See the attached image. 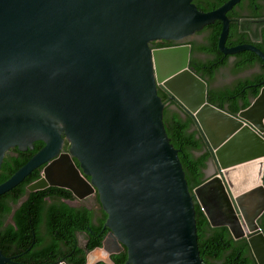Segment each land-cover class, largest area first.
I'll use <instances>...</instances> for the list:
<instances>
[{
	"label": "water",
	"instance_id": "1",
	"mask_svg": "<svg viewBox=\"0 0 264 264\" xmlns=\"http://www.w3.org/2000/svg\"><path fill=\"white\" fill-rule=\"evenodd\" d=\"M241 1L202 12L194 0H0V169L11 149L45 144L0 185V196L41 167L28 192L58 187L79 200L97 192L109 233L86 264H112L110 240L116 252L127 249L125 264H204L195 199L211 227L246 238L264 264V82L235 116L209 102L189 45H150L182 43L221 21L224 55L250 51L264 62L253 45L226 46L227 14ZM159 86L195 118L214 153L218 173L193 195ZM11 262L0 249V264Z\"/></svg>",
	"mask_w": 264,
	"mask_h": 264
},
{
	"label": "trees",
	"instance_id": "2",
	"mask_svg": "<svg viewBox=\"0 0 264 264\" xmlns=\"http://www.w3.org/2000/svg\"><path fill=\"white\" fill-rule=\"evenodd\" d=\"M229 0H212L209 6L194 4L202 12H210L223 6ZM232 22L231 14H227ZM222 22L215 21L206 26L210 30V46L201 50L211 53L216 59L209 62H193L190 67L208 83L214 78L217 70L227 64L223 62L218 41L222 31ZM240 31V32H239ZM249 29H240L231 23L230 36L237 37L233 45L249 44ZM230 40L228 46H230ZM172 41L154 42L153 48L174 46ZM261 47V46H260ZM243 53L249 64L260 62L259 58L248 51ZM239 54V53H238ZM240 55V54H239ZM219 61V62H218ZM250 65H239L235 71ZM262 74L252 79L241 81L232 90H210L208 100L214 106L237 115L247 109L252 100L260 93L252 87L249 92H243L248 86L264 81V64H261ZM158 95L165 104L164 125L171 144L179 150V158L185 172L189 190L202 185L206 179L204 170L210 160H215L214 153L209 147L195 118L189 114L177 100L163 87H158ZM177 105L180 112L171 110ZM44 142L34 143V149L20 151L11 149L6 153L0 169V185L11 178L21 167L43 147ZM69 146H67L68 148ZM77 165L79 163L76 161ZM42 167L35 170L23 183L7 194L0 196V249L11 259L10 264H86L89 252L101 248L109 230L104 231L107 214L101 209L96 211L69 202L76 197L69 190L48 187L37 192H28L29 185L41 178ZM196 210V225L200 256L204 264H257L246 238L235 240L227 227H211L198 201L194 199ZM264 232V223L259 221ZM79 234H85L87 244L83 247L78 240ZM128 252L123 247L120 253L111 256L112 264H125ZM97 264H107L98 262Z\"/></svg>",
	"mask_w": 264,
	"mask_h": 264
},
{
	"label": "flooded vegetation",
	"instance_id": "3",
	"mask_svg": "<svg viewBox=\"0 0 264 264\" xmlns=\"http://www.w3.org/2000/svg\"><path fill=\"white\" fill-rule=\"evenodd\" d=\"M211 1L212 0H197L199 5H204V6H209ZM228 14H231V16H232V18H231L232 22L230 20V26H231V23H233V24H236L240 29H242L243 27H247L249 29L248 32L250 35V42H251V43H249V45H253V46L257 47L259 50H261L264 53V0H242L230 12H228ZM210 34H211L210 30L203 28L201 31H197L194 34L188 36V38H186V40L183 41L182 43H176L174 41H172V42L175 43L174 46L179 45V44H187L191 47L190 64H192L193 62H195L196 64L198 62L206 63L209 61H214L216 59L211 53H208L206 51L201 50V48L210 46ZM229 40H230V43H229L230 46L227 45ZM236 40H237V37H233V36L231 37L230 32H229V36H228V39L226 42V46L228 48H234V47L240 46V45H233V42H235ZM163 41L165 42V40L157 41V42H163ZM150 45H151V47L154 46V42H152ZM241 45H245V44H241ZM170 47H172V46H170ZM157 48H166V47H157ZM248 52H250V51H248ZM251 53H253V52H251ZM239 54L237 53L234 55H224L222 53L223 58H221L220 61L223 62L225 59H227V64L224 67H221L219 70H217L214 78L211 80L210 83H208L205 80L206 83L208 84V92H209V89L215 90V91L232 90V89L236 88L237 86H239L241 81H245L247 79H252L256 75L262 74L263 71H262L261 64H264V62L256 54L255 55L259 58L261 63L260 62H257V63L253 62V64H249L248 59L245 58L244 56H241V55H243V53H239ZM242 64L243 65H250V66L243 68L242 70L235 71V69L239 65H242ZM223 76L224 77L228 76L225 83L222 79ZM263 82L264 81H262V83ZM260 84L261 83H257V84L248 86V88L244 89L243 92H246V93L249 92L252 87L258 88L260 86ZM261 88H262V86H260V89ZM254 100H252V102ZM171 110L176 111V112H180L177 105H172ZM67 146H69V147L67 148ZM69 149H70V145H69L68 141L66 140L63 144L62 152H68ZM76 161L77 160L74 159L75 163H76ZM215 164H216L215 160H210L207 163V167L204 170L205 179H207V177L210 176L211 173L213 175L218 173V169H217L218 167L216 168L215 171H213L214 169L212 170V168ZM76 165H77V163H76ZM77 166H79V165H77ZM216 166H217V164H216ZM43 168L44 167H42V170H43ZM262 180H263V184H264V176H263ZM69 204H71L74 207L78 206V205H83V206L89 208L90 210L94 209L97 212L96 215H98V213L100 212V207L98 206L100 204L101 209L104 211V209L101 205L100 199H99V195L97 192H94L93 194L87 196L85 199H82V200H79L76 198V201L69 202ZM259 221L264 223V214L260 217V219L258 220V223H259ZM78 240H79L80 245L83 247L87 244L85 234H79ZM82 242H84V245L81 244ZM108 248L113 252L111 254V256L121 252V251L116 252V246L113 244L112 240H110L108 242ZM111 256H110V259H111ZM100 262H102V261H100Z\"/></svg>",
	"mask_w": 264,
	"mask_h": 264
},
{
	"label": "rangeland",
	"instance_id": "4",
	"mask_svg": "<svg viewBox=\"0 0 264 264\" xmlns=\"http://www.w3.org/2000/svg\"><path fill=\"white\" fill-rule=\"evenodd\" d=\"M185 40H186V39H184L183 41H185ZM227 77H228V76H227ZM227 77H224V76H223L222 79H223L224 83L226 82ZM216 168H217V166H216V164H215V165L213 166L212 170L214 169L213 171H215ZM82 204H83V203H82ZM81 244L84 245V242H82Z\"/></svg>",
	"mask_w": 264,
	"mask_h": 264
},
{
	"label": "bare ground",
	"instance_id": "5",
	"mask_svg": "<svg viewBox=\"0 0 264 264\" xmlns=\"http://www.w3.org/2000/svg\"><path fill=\"white\" fill-rule=\"evenodd\" d=\"M102 253V252H101ZM100 253V251H98V252H94L92 255H91V257H90V260H92L93 259V256H97L98 257V255L101 257L103 254H101Z\"/></svg>",
	"mask_w": 264,
	"mask_h": 264
}]
</instances>
